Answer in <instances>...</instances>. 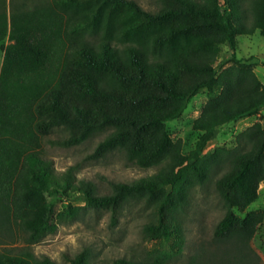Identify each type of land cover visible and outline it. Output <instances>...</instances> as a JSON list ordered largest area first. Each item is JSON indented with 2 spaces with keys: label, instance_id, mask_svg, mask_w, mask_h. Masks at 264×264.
<instances>
[{
  "label": "trees",
  "instance_id": "1",
  "mask_svg": "<svg viewBox=\"0 0 264 264\" xmlns=\"http://www.w3.org/2000/svg\"><path fill=\"white\" fill-rule=\"evenodd\" d=\"M158 1L149 11L135 0H49L32 8L0 0V264H57L33 245L84 209L109 210L116 224L132 200L154 208L147 237L171 241L192 190L220 173L215 187L225 212L215 238L248 245L264 222V211H235L254 203L264 182V82L256 64L236 53L237 36H264V0ZM225 45L231 56L219 62ZM202 92L208 97L191 123L199 136L185 153L167 124ZM254 115L233 147L204 152L218 129ZM56 130L63 134L49 141L63 147L106 132L89 159L119 151L158 170L113 181L99 194L94 182L75 181L74 168L59 172L43 154ZM73 192L84 205L73 204ZM61 196L68 200L62 209ZM69 260L94 264L87 248ZM115 264L167 263L157 255Z\"/></svg>",
  "mask_w": 264,
  "mask_h": 264
},
{
  "label": "rangeland",
  "instance_id": "2",
  "mask_svg": "<svg viewBox=\"0 0 264 264\" xmlns=\"http://www.w3.org/2000/svg\"><path fill=\"white\" fill-rule=\"evenodd\" d=\"M48 1L26 0V7L32 8ZM135 1L149 11L160 8L158 0ZM236 40L237 56L254 62L256 73L264 82V36L256 32L253 35H239ZM230 56L229 46H222L219 62ZM1 62L0 49V66ZM207 97L206 92L195 96L183 115L167 124L172 137L183 140L185 153L196 146L199 134L192 129L191 123L198 116ZM258 119L259 115H254L218 129L204 152L211 153L219 146L233 147L237 136ZM58 133L63 134L56 130L49 138L44 139L43 154L52 160L54 169L59 172L74 168L75 181L94 182L99 194L109 192L113 181L131 183L158 170L157 167L143 168L129 162L124 153L119 151L109 153L99 160L89 159L88 154L106 132H99L82 144L71 147L59 146L49 141L56 139ZM219 175H215L207 186H196L192 190L188 203L178 215V235L171 241L150 240L147 237L145 225L156 218L154 208L144 200H132L116 224H112L109 210L84 209L78 219L60 223L55 233L45 236L32 248L38 256L47 255L57 264H70L69 258L86 248L92 253L94 264H115L117 259L148 261L157 255L164 256L167 264H264V222L248 245L234 239L221 241L215 238V227L225 212L224 203L215 187V180ZM72 198L75 205L85 204L79 193L73 192ZM60 200L59 208L62 209L68 200L65 196H61ZM235 211L240 216H245L250 211H264V182L259 186L258 199L246 209ZM17 236L15 244L22 245L20 233ZM10 245L12 244L6 246Z\"/></svg>",
  "mask_w": 264,
  "mask_h": 264
},
{
  "label": "crops",
  "instance_id": "3",
  "mask_svg": "<svg viewBox=\"0 0 264 264\" xmlns=\"http://www.w3.org/2000/svg\"><path fill=\"white\" fill-rule=\"evenodd\" d=\"M7 1H8V3H9L10 0H7ZM239 121H240V120H239ZM251 124H252V123H251ZM251 124H250V125H251ZM216 134H217V133H216ZM216 134H215V135H216Z\"/></svg>",
  "mask_w": 264,
  "mask_h": 264
}]
</instances>
